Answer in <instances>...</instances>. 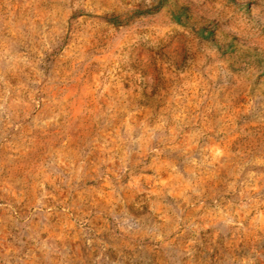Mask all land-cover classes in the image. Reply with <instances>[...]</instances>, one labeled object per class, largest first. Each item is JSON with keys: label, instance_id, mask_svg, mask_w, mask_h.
Listing matches in <instances>:
<instances>
[{"label": "rangeland", "instance_id": "374dc122", "mask_svg": "<svg viewBox=\"0 0 264 264\" xmlns=\"http://www.w3.org/2000/svg\"><path fill=\"white\" fill-rule=\"evenodd\" d=\"M0 264H264V0H0Z\"/></svg>", "mask_w": 264, "mask_h": 264}]
</instances>
